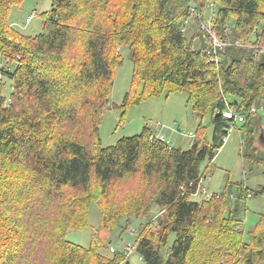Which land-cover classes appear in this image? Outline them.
<instances>
[{"label": "trees", "instance_id": "obj_1", "mask_svg": "<svg viewBox=\"0 0 264 264\" xmlns=\"http://www.w3.org/2000/svg\"><path fill=\"white\" fill-rule=\"evenodd\" d=\"M25 1L0 0V264H130L124 251L100 252L96 235L89 248L66 239L89 226L92 202L103 236L147 219L132 246L143 264H264V214L247 242L240 231V203L264 197V185L251 194L240 184L235 203L229 181L195 197L234 122L226 110L245 116L243 158L264 165L250 111L264 100V0H52L35 37L10 24ZM212 5L211 31L230 43L218 62L200 29ZM123 46L134 66L124 106L185 94L195 116L211 115L212 140L201 121L187 151L148 126L102 146Z\"/></svg>", "mask_w": 264, "mask_h": 264}, {"label": "rangeland", "instance_id": "obj_2", "mask_svg": "<svg viewBox=\"0 0 264 264\" xmlns=\"http://www.w3.org/2000/svg\"><path fill=\"white\" fill-rule=\"evenodd\" d=\"M51 9L52 0H26L20 7H15L12 10L10 24L25 36H38L42 33L44 26L42 14L51 11ZM27 19H30V21L28 22ZM186 30L185 36L189 39L192 36V24L187 25ZM203 42V38H196L194 48H201ZM120 54L122 63L115 69L114 83L110 95L111 106L105 108L99 117L100 139L103 147L114 146L123 137L140 134L146 125L153 131H157L158 123L168 128L169 131L163 130L162 134H164L165 140L171 143L175 149L187 151L191 148L194 138H187L188 136L184 135L195 134L201 121L209 127L208 136L209 140H212L211 115L208 114L203 120L200 117L194 118L195 114L191 105L187 102L185 94L176 93L169 96L163 94L137 105L124 106V98L131 89L134 66L130 60L128 47H121ZM255 108L257 110L255 117L259 123V135L256 145L258 151L264 153V100L258 103ZM241 127L242 124L237 123L230 130L226 143L218 152L214 161L203 165L205 168L206 166L210 167V176L203 181V186L208 188L210 193L214 195V193H221L227 182H231L230 190L233 203L237 198L240 184L247 186L251 194L261 185H264V165L244 159L241 153L245 141ZM170 130L177 134H173ZM178 132H182V135H179ZM173 135H175V139H173ZM154 136H157V134ZM195 197L197 198V194ZM196 200L201 201L202 199L198 197ZM240 214L244 220L243 229L240 228V231H243L242 239L247 242L250 232L255 229L260 216L264 214V197L251 195L246 201L241 202ZM150 215L154 220H158L161 217V212L154 207ZM89 217L90 221L87 228L67 233L66 239L69 242L89 248L96 235L99 242L104 244L99 247L100 252L103 254L110 255L113 251H124L131 254L129 256L130 264H143L136 252L132 254L126 250V247L127 245L135 246L139 229L142 224L147 222V219H132V224L129 228H125V231L117 228L108 233L107 236L105 235V238L102 233V213L96 202L91 204ZM122 224L125 225V219L122 220ZM174 239L175 236L172 234L168 247L172 246Z\"/></svg>", "mask_w": 264, "mask_h": 264}, {"label": "built area", "instance_id": "obj_3", "mask_svg": "<svg viewBox=\"0 0 264 264\" xmlns=\"http://www.w3.org/2000/svg\"><path fill=\"white\" fill-rule=\"evenodd\" d=\"M211 12H210V16L209 18L201 23L200 25V29L203 30L206 34H209L211 36V43L209 45L210 49H209V53L213 54V59L218 62L219 58H218V51L219 50H223L228 44L227 41H220L216 38L215 34L212 33V21L215 18V13H214V9H213V5L210 6ZM193 12H196V9H193ZM27 21L29 22L30 19H27ZM186 26L190 24V22L188 20L185 21ZM238 45V43H236ZM251 112H257L256 108H252L250 110ZM223 117L229 121H234L232 123H230L229 126V131L228 134L230 132V130H232V128L234 127L235 124L237 123H243L245 121V116L238 114L237 112H234L232 110H226L223 112ZM188 136L190 138H195V134L193 133H189ZM154 139H160V140H165L163 137H160L159 135L154 136ZM166 141V140H165ZM227 141V136L223 139V143L225 144ZM169 143V142H168ZM213 194L210 193L209 189L206 187L202 188V191H199L197 193V198H208L211 197ZM126 250L130 253H133V247L130 245H127ZM129 254V253H128ZM139 260H141V257L139 258Z\"/></svg>", "mask_w": 264, "mask_h": 264}, {"label": "crops", "instance_id": "obj_4", "mask_svg": "<svg viewBox=\"0 0 264 264\" xmlns=\"http://www.w3.org/2000/svg\"><path fill=\"white\" fill-rule=\"evenodd\" d=\"M196 117L198 118V116H195V115H194V118H196ZM175 123L177 124V122H175ZM146 126H147V125H146ZM146 126H144V127H146ZM157 127H158V130H157V131H153L150 127H149V128L153 131V133H154L155 135L157 134V135H159L160 137H163L164 139H166L165 136H164V134H162V131H163V130H164V131H165V130H168V128H165L163 125H161V123H158V124H157ZM168 131H169V130H168ZM170 131L173 133L172 130H170ZM173 134H177V133L174 132ZM178 134H179V135H182V132H178ZM184 136L187 137L188 135L185 134ZM175 138H176L175 135H173V139H175ZM187 138H189V136H188ZM170 145H171V143H170ZM171 146H172V145H171ZM172 147H173V146H172Z\"/></svg>", "mask_w": 264, "mask_h": 264}]
</instances>
